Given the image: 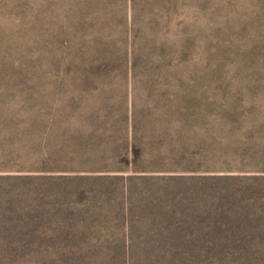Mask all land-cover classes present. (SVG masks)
Listing matches in <instances>:
<instances>
[{
	"label": "rangeland",
	"instance_id": "rangeland-1",
	"mask_svg": "<svg viewBox=\"0 0 264 264\" xmlns=\"http://www.w3.org/2000/svg\"><path fill=\"white\" fill-rule=\"evenodd\" d=\"M199 169L264 171V0H0V174L40 176L9 258L264 264L164 179Z\"/></svg>",
	"mask_w": 264,
	"mask_h": 264
},
{
	"label": "trees",
	"instance_id": "trees-1",
	"mask_svg": "<svg viewBox=\"0 0 264 264\" xmlns=\"http://www.w3.org/2000/svg\"><path fill=\"white\" fill-rule=\"evenodd\" d=\"M196 172L195 175L188 172L189 174L167 176L164 179L194 180L198 186L197 199L202 205L196 218L200 225L209 228L216 241V252L228 255L247 254L248 245L254 240H260L259 236L264 233V171L241 175L206 169ZM39 177L29 174H0V264H36V261L9 257L35 252L32 244L26 240L32 234L26 224L36 221V179ZM43 177L49 179L50 176ZM68 177L65 179L70 183L81 179Z\"/></svg>",
	"mask_w": 264,
	"mask_h": 264
},
{
	"label": "crops",
	"instance_id": "crops-1",
	"mask_svg": "<svg viewBox=\"0 0 264 264\" xmlns=\"http://www.w3.org/2000/svg\"><path fill=\"white\" fill-rule=\"evenodd\" d=\"M125 188V187H124ZM123 215H124V212L122 213ZM123 218H124V216H123Z\"/></svg>",
	"mask_w": 264,
	"mask_h": 264
}]
</instances>
